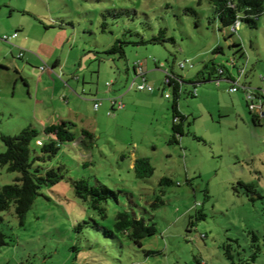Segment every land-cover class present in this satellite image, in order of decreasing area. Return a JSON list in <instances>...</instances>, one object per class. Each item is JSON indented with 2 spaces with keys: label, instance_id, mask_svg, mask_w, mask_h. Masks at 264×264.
<instances>
[{
  "label": "rangeland",
  "instance_id": "374dc122",
  "mask_svg": "<svg viewBox=\"0 0 264 264\" xmlns=\"http://www.w3.org/2000/svg\"><path fill=\"white\" fill-rule=\"evenodd\" d=\"M161 28L174 40L126 45L122 59L103 53L128 30L147 38ZM22 30L31 47L15 46ZM5 51L0 135L62 119L78 131L52 160L65 165V177L39 189L23 224L13 205L0 213V230L11 237L0 264H233L227 244L235 260L250 258L259 244L253 264H264V123L251 126L243 90L227 91L225 79L199 83L195 96L183 84L177 104L187 117L185 133L169 143L173 93L163 83L166 72L190 79L203 64L221 63L264 88V14L255 28L241 22L232 31L221 27L208 0H0V56ZM140 61L150 91L137 88L142 78L133 64ZM113 97L124 107L111 109ZM236 104L237 115L227 109ZM81 128L93 134L91 147L84 146ZM31 148L38 150L35 140ZM137 157L149 159L150 177L135 175ZM18 176L0 167V185ZM162 177L172 183L159 184ZM78 178L121 191L106 218L76 197L71 180ZM157 197L162 203L152 207ZM121 209L155 224L157 233L143 238L142 247L94 226L112 229ZM199 211L204 218H196Z\"/></svg>",
  "mask_w": 264,
  "mask_h": 264
},
{
  "label": "trees",
  "instance_id": "16d2710c",
  "mask_svg": "<svg viewBox=\"0 0 264 264\" xmlns=\"http://www.w3.org/2000/svg\"><path fill=\"white\" fill-rule=\"evenodd\" d=\"M208 2L212 5L216 19L219 21L221 27H230L232 31L235 30L236 24L241 22H244L250 28H255L257 18L264 14V0H208ZM126 32L127 33H124L121 38H115L112 44L103 53L107 56L115 55L117 58L122 59L125 58L124 47L126 45L155 44L163 43L166 40H174L173 37H166L165 28L159 29L156 34H152L147 38L138 32L132 33L130 30ZM219 49L220 48L217 47L213 51H218ZM240 50L241 48H238L237 51ZM240 56H243V53L240 52ZM183 65L182 63L180 67ZM156 67H158V65H156ZM133 71L135 76H141L142 78V82L137 84L138 89H147V87H150V90L153 89L145 83V68L141 61L133 64ZM240 71L241 69H237V77H234L221 63L217 65L215 63H211L210 65L205 63L190 79L174 72H166L163 83L165 86L170 87L173 93V101L171 103L172 133L168 142L178 143V136H182L185 133L184 125L187 117L179 111L177 104L178 97L185 91V89H183V84H191L193 90L187 91L188 93H186L190 96H195V88L199 83L207 81H214L217 83L225 79L230 82L227 91H229V88L235 86L236 90L234 92H236L239 89L244 90L246 85L245 82L240 79L242 73ZM140 84H143L145 87L139 88ZM250 91L254 94L261 95V100L264 98V90L250 89ZM246 92L245 90V95ZM165 97H168V94ZM118 99L117 97L111 98V109L123 108L124 103L122 100ZM97 106L98 104L94 103V107L97 108ZM251 111H253V109ZM253 120L255 124H257V119L253 118ZM36 126L40 127L37 128L30 124L23 127L14 135H0V140L4 146V150L0 152V167L6 166L7 171L19 173V176L16 177L14 182L0 185V213L8 210L11 205H13L14 213L20 225L23 224L25 214L38 195L39 189L45 185L55 184L65 177L67 171L65 165L61 163L53 165L52 160L57 155L62 144L75 141L78 131L73 121L65 119L50 124H42L38 121V125ZM79 133L83 138L82 142L84 146L91 147L93 141V134L91 131L81 128ZM33 140H35L38 150L31 148V142ZM132 167L135 175L139 178L150 177L154 171L147 157L135 158ZM171 183L172 180L168 177H162L159 180V184L161 185H169ZM71 184L76 197L87 201L89 207L96 211L101 219L106 218V210L109 202L115 204L119 203V193L121 191L111 189L109 186L99 181L91 183L87 178H78L71 180ZM240 184L247 189L252 187L250 184H243L241 182ZM156 200L157 201L151 204L152 207H156L159 203H162L159 197H157ZM198 214L196 218L202 219L205 217L202 211H199ZM0 221H2L1 215ZM84 224L86 225L87 222H84ZM93 224L95 227L102 230L105 237L118 240L121 235L130 240L137 247H142L141 240L143 238L157 233V228L153 222L148 223L143 216L138 217L134 212L125 209L116 212L112 229L99 225V223L96 222ZM80 227L81 224L77 225L76 229H80ZM10 241L11 237L0 230V249L2 246L9 244ZM257 241L258 236L253 233L252 242ZM254 246H256V249L248 259L238 258L235 260L230 251L229 244L224 245L225 255L233 264H253L257 254L261 250L259 244H255ZM144 252L148 255L153 251L144 250Z\"/></svg>",
  "mask_w": 264,
  "mask_h": 264
},
{
  "label": "crops",
  "instance_id": "0c3cea01",
  "mask_svg": "<svg viewBox=\"0 0 264 264\" xmlns=\"http://www.w3.org/2000/svg\"><path fill=\"white\" fill-rule=\"evenodd\" d=\"M14 34V33H13ZM17 36V35H16ZM16 38H19L18 40H13V39H11V40H13V42L15 43V46L16 45H25V46H28V47H31L30 45H29V43L31 42L30 40L28 41V38H29V36H28V34L27 33H25L24 32V30H22V33H21V35H18V37H16ZM4 41H6V40H4ZM6 43L8 44V42L6 41ZM8 47H11V45H9V46H6V48H8ZM14 47V46H13ZM12 47V52H13V49H16V47H18V46H16V47H14L13 48ZM9 50V49H8ZM7 52L8 51H5V53H3L1 56H0V64H2L4 61L3 60H5L6 59V55H7ZM2 62V63H1ZM43 76H40L39 78L40 79H43L42 78ZM240 79H241V77H240ZM244 82H245V87H244V90L242 91L243 92V96H244V100H245V102H246V105H247V108H248V110H249V112L251 113L250 114V123H252V125L251 126H261V124L262 123H264V116H260V113L257 111V110H253V111H251V109H249V107H248V102L246 101V99H245V90L246 91H250V89H262V90H264V88H262V87H252L251 85V83H248L245 79L243 80ZM30 98V97H29ZM36 102H38V99H36L35 100ZM261 102H262V104H264V98H262V100H261ZM110 104L112 105V102H111V99H110ZM124 107V106H123ZM227 109H230V112H232L233 114H235V115H237V113H239V111H238V107H237V104L236 105H231V107H229V108H227ZM237 112V113H236ZM74 114L75 115H82V112L80 111H76V112H74ZM63 117L65 118V116L63 115ZM253 118H256L257 119V124H255V122H254V120H253ZM242 121L243 122H245V119H244V115H242ZM65 120H67V119H65ZM134 162V161H133Z\"/></svg>",
  "mask_w": 264,
  "mask_h": 264
},
{
  "label": "built area",
  "instance_id": "2783aa9c",
  "mask_svg": "<svg viewBox=\"0 0 264 264\" xmlns=\"http://www.w3.org/2000/svg\"><path fill=\"white\" fill-rule=\"evenodd\" d=\"M14 36H16V33L13 34ZM7 38L5 36H3V40H6ZM145 86L143 84L139 85V88H144ZM148 90H150V87H147ZM236 90V87L233 86L231 88H229L230 92H234ZM165 96H167V94H165ZM246 99L248 102V107L249 109H253V110H257L260 113V116H264V105L261 102L260 96L261 95H257L252 93L251 91H247L246 92Z\"/></svg>",
  "mask_w": 264,
  "mask_h": 264
}]
</instances>
